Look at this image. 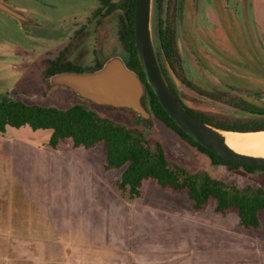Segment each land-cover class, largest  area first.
Instances as JSON below:
<instances>
[{"label":"crops","instance_id":"0c3cea01","mask_svg":"<svg viewBox=\"0 0 264 264\" xmlns=\"http://www.w3.org/2000/svg\"><path fill=\"white\" fill-rule=\"evenodd\" d=\"M18 129L0 132V251L18 237L13 250L27 239L32 258L0 264H264L261 228L243 229L238 211L230 221L217 202L196 210L189 196L81 195L69 180L56 196V154L60 163L95 146L63 151L49 144L51 135L39 144ZM18 187L28 195L18 198Z\"/></svg>","mask_w":264,"mask_h":264},{"label":"rangeland","instance_id":"374dc122","mask_svg":"<svg viewBox=\"0 0 264 264\" xmlns=\"http://www.w3.org/2000/svg\"><path fill=\"white\" fill-rule=\"evenodd\" d=\"M29 2L30 0H25V3ZM252 2L255 4L257 11L256 20L259 23L257 24V29L254 26L255 17L252 3L251 1H246L245 16L247 22L243 29L247 33L245 39L241 43L230 39L228 43L214 44V47L210 43L197 44L198 50L194 55L199 57L195 59L191 56L188 60L190 64L189 71L191 72L189 77L195 83L198 82L200 85L209 88V91L217 93L219 97L213 98L204 89L197 91L189 88H184V97L192 109L206 113L215 121L227 122L249 117L258 118V116H250V114L236 107L237 103L241 101L264 105V0H253ZM71 3L73 2L71 1ZM70 6L67 2L62 5L61 11L67 19H72L68 12ZM18 9L26 15L29 13L22 8L18 7ZM43 9L45 11L42 12L45 15H47V12H51L50 7L47 9L46 6H43ZM259 12L261 15H259ZM0 16V94L9 93L13 95L17 93L19 97L25 100L55 106H68L75 102L82 103L103 117L117 121L130 128H143L148 132L150 138L162 142L168 158L172 162L186 167L191 172L205 170L213 177L239 187H245L250 184L264 187V170L250 173L242 167L230 169L227 165H214L207 154L199 151L155 118H151L148 122L138 123L127 113H122L121 115L104 107L101 109L102 107L100 106L84 101L71 90L61 87L59 89L53 88L50 79L48 82L45 78L44 71L47 68V50H49L48 48L52 50V44L55 42L47 34L39 35L38 32H34L33 24L26 23L22 25L21 23L20 27L16 21L9 19L4 13H1ZM199 25L201 26L202 23L199 22ZM243 30L241 29V31ZM216 47L220 52L215 50ZM89 61L90 59L88 58L84 62L88 63ZM200 63L205 66H201ZM177 64L179 70L182 71L180 64ZM229 71L231 75H229ZM222 79L226 81L225 85ZM208 83L210 84L209 86ZM222 85L225 87V92L213 89V87H222ZM179 86L181 85L179 84ZM18 135H38V137L36 136L37 141H34L42 144L43 138L46 135H51V131L47 129L33 130L29 126H24L18 129ZM59 147L63 151L75 148L70 138L62 141ZM55 158L56 196L63 195V183L69 180L73 186L76 185V188L81 189V193H78L81 195L95 194L130 197L128 192L122 191L117 185L121 180V173L124 168H106L107 160L104 155L103 144L96 145L91 152L85 155L64 157V159L60 157V159H63L60 163L57 161L59 160L57 154ZM76 164L78 166L74 169ZM68 166H70L69 169ZM74 171L76 175L78 173V177L73 175ZM69 173H72L70 179ZM93 189H98V191L94 192ZM26 191L31 192L30 189H26ZM27 195L25 190L22 191L18 187V198ZM142 195L150 197L189 196L187 190L176 191L172 188H161L152 178L146 180L144 187L142 186ZM190 201L194 206V202L191 199ZM216 202V198H211L210 202L207 203L208 207L212 209ZM25 208L27 212H30V205H25ZM235 211V209H231L224 214L231 213L228 219L234 221ZM216 217L219 218V216ZM261 217L263 220L261 229H251H253V233H257L258 229H260V233L263 236L264 211H261ZM242 228L247 230L243 226ZM18 240L20 241L18 237H7V252L0 251V259L9 261L13 259L30 260L32 258L27 246L29 245L27 244V239L24 240L22 249L13 250L15 242L18 243ZM0 245L4 247L3 243H0Z\"/></svg>","mask_w":264,"mask_h":264},{"label":"trees","instance_id":"16d2710c","mask_svg":"<svg viewBox=\"0 0 264 264\" xmlns=\"http://www.w3.org/2000/svg\"><path fill=\"white\" fill-rule=\"evenodd\" d=\"M156 1L158 7L161 1ZM123 3L128 16V23L125 24L123 31L124 43L128 50V58L125 61L131 69L136 70L145 84L142 103L151 116L199 151L207 154L214 165H227L230 169L242 167L250 173L264 170L263 166L243 164L216 154L188 135L168 114L149 85L138 56L134 32L136 0H123ZM157 51L158 58L161 55L166 56L167 60L174 65V43L160 42L157 44ZM159 61L163 70L167 71L164 60L159 58ZM60 70L82 71L74 67L59 69L47 66L44 76L49 82L52 74ZM236 107L258 118L249 117L226 122L215 121L199 113L195 115L223 129L264 130V105L241 101ZM149 120L146 119L144 122ZM22 126H29L33 130H50L49 144L54 148L68 138L72 139L75 147L91 148L103 144L107 158L106 168H124L117 185L122 191L128 192L132 198L141 196L144 180L152 178L163 188H172L176 191L187 190L196 210L203 209L211 198H216V211L224 214L235 209L238 211L241 225L244 228L261 227L259 213L264 211L263 186L250 184L239 187L213 177L205 170L191 172L186 167L172 162L162 142L150 138L143 128H130L101 116L95 110L79 102L68 106H55L25 100L17 93L0 94V132H5L8 127L20 128Z\"/></svg>","mask_w":264,"mask_h":264},{"label":"flooded vegetation","instance_id":"af4514ba","mask_svg":"<svg viewBox=\"0 0 264 264\" xmlns=\"http://www.w3.org/2000/svg\"><path fill=\"white\" fill-rule=\"evenodd\" d=\"M4 1L28 11L27 17L32 22L27 24H33V28H35L33 31L38 32L39 35L47 34L55 42L52 44V50L50 48L47 50V66H54L59 69L74 67L82 70L78 72H89L101 68L113 56L120 55L124 60L128 58V50L123 36L125 24L128 23V16L126 15V7L123 0H30L29 3H25V0ZM160 1L161 3L158 7L157 1H153L152 32L156 52L158 53L157 44L160 42L174 43L175 47L173 55L174 65L167 60L166 56L161 55L159 57L164 60L165 68L167 69V71H164L160 63L163 73L175 95L190 112L194 115L199 113L204 117L210 118L206 113L192 109L184 97V88L197 91L204 89L213 98L219 97L217 93L209 91V88L200 85L198 82L195 83L189 77L191 72L189 71L190 64L188 60L191 56L195 59L199 57L194 55L198 50L197 44L210 43L214 47V44H226L230 39L241 43L247 35L243 30L247 22L245 16L246 1H251L252 3L256 29L257 24H259L256 20L257 11L255 4L252 2L253 0ZM64 2L71 5L68 12L72 19H67L61 11ZM43 6H46L47 9L50 7L51 12H47V15H45L42 12L45 11ZM1 13L16 21L20 26L21 23L17 19L0 10V15ZM259 15H261L260 12ZM199 22L202 23L201 26ZM24 24L26 23H22V25ZM215 50L220 52L217 47ZM227 54L229 55V53ZM88 58L90 61L85 63L84 61ZM168 63L180 79L181 86L177 85L169 71ZM177 63L180 64L182 71L179 70ZM200 64L203 67L205 66L203 63ZM62 71L69 70H60L52 75ZM229 75H231L230 71ZM222 81L225 82L223 83L225 85L226 81L224 79ZM224 85L222 87H213V89L225 92ZM52 87L60 88L59 85H52ZM73 93L76 94L75 92ZM82 99L102 107L101 109L104 107L121 115L122 113H127L138 123L154 118L153 116L144 118L133 109L127 107L101 105L84 98Z\"/></svg>","mask_w":264,"mask_h":264},{"label":"water","instance_id":"95a60500","mask_svg":"<svg viewBox=\"0 0 264 264\" xmlns=\"http://www.w3.org/2000/svg\"><path fill=\"white\" fill-rule=\"evenodd\" d=\"M154 0H136L135 43L138 56L147 81L159 98L160 103L174 121L194 140L216 154L243 164L264 167V157L239 152L230 147L223 129L213 125L188 110L171 89L161 68L152 32ZM0 10L17 19L20 23H31V19L12 4L0 0ZM168 69L177 85L181 83L168 63ZM50 83L72 90L80 97L101 105L127 107L144 118L151 116L142 103L145 84L136 70L131 69L120 56L109 58L104 65L89 72L62 71L50 77ZM263 130L239 131L257 132Z\"/></svg>","mask_w":264,"mask_h":264},{"label":"bare ground","instance_id":"6f19581e","mask_svg":"<svg viewBox=\"0 0 264 264\" xmlns=\"http://www.w3.org/2000/svg\"><path fill=\"white\" fill-rule=\"evenodd\" d=\"M227 144L233 149L264 157V130L257 132L224 131Z\"/></svg>","mask_w":264,"mask_h":264}]
</instances>
